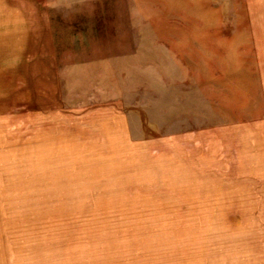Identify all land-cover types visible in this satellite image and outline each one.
<instances>
[{
    "label": "rangeland",
    "instance_id": "1",
    "mask_svg": "<svg viewBox=\"0 0 264 264\" xmlns=\"http://www.w3.org/2000/svg\"><path fill=\"white\" fill-rule=\"evenodd\" d=\"M0 264H264V0H0Z\"/></svg>",
    "mask_w": 264,
    "mask_h": 264
}]
</instances>
